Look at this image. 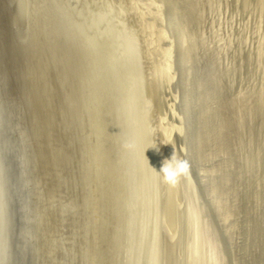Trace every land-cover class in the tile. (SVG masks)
<instances>
[{"label": "rangeland", "instance_id": "374dc122", "mask_svg": "<svg viewBox=\"0 0 264 264\" xmlns=\"http://www.w3.org/2000/svg\"><path fill=\"white\" fill-rule=\"evenodd\" d=\"M173 263L264 264V0H0V264Z\"/></svg>", "mask_w": 264, "mask_h": 264}, {"label": "clouds", "instance_id": "9594fccd", "mask_svg": "<svg viewBox=\"0 0 264 264\" xmlns=\"http://www.w3.org/2000/svg\"><path fill=\"white\" fill-rule=\"evenodd\" d=\"M189 169L188 160L176 156L175 151H173L170 158L164 159L158 172L162 174V179L166 184L174 187L179 178L188 174Z\"/></svg>", "mask_w": 264, "mask_h": 264}, {"label": "bare ground", "instance_id": "6f19581e", "mask_svg": "<svg viewBox=\"0 0 264 264\" xmlns=\"http://www.w3.org/2000/svg\"><path fill=\"white\" fill-rule=\"evenodd\" d=\"M186 1H187V0H186ZM195 1H196V0H195ZM76 3H77V2H76ZM102 3H103V2H102ZM79 4H80V3H79ZM110 4H111V3H110ZM112 6H113V5H112ZM185 7H186V6H185ZM106 9H107V8H106ZM104 11H105V10H104ZM104 11H103V12H104ZM94 12H95V11H94ZM94 12H93V13H94ZM99 12H100V11H99ZM89 13H90V12H89ZM196 33H197V32H196ZM133 36H134V35H133ZM136 54H137V53H136ZM129 55H130V54H129ZM203 74H204V73H203ZM205 77H206V76H205ZM211 95H212V93L209 94V97H210ZM201 102H202V105H203V106H206V107H208V105H206V103H210V102H208V100H206V99H202ZM141 104H142V102H141ZM224 105H225V104H224ZM148 106H150V105H148ZM198 108H200V107H198ZM198 108H197V109H198ZM202 108H203V107H202ZM148 109H149V108H148ZM203 109H204V112H202V117H203L202 119L204 120V123H208V122H210L211 119H213L212 117H214V115H216V114H214L213 116H211V115L213 114V112H212L213 110H211V108H210L211 111H210V110L207 111V110L205 109V107H204ZM200 111H201V110H200ZM211 112H212V113H211ZM210 113H211V115H210ZM226 116H227V115H226ZM223 117H224V116H223ZM213 120H214V119H213ZM204 123H203V124H204ZM225 123H226V122H225ZM210 125H211V123H210ZM206 126H207V125H205L204 128H205ZM208 128H210V127H208ZM198 129H199V128H198ZM206 129H207V128H206ZM207 130H209V129H207ZM196 131H197V130H196ZM217 131H218V130H217ZM198 132H199V131H198ZM203 133H204V132H203ZM206 133H207V131H206ZM204 134H205V133H204ZM224 134H225V133H224ZM199 135H200V134H199ZM222 135H223V134H222ZM220 136H221V135H220ZM204 137H205V136H204ZM206 137H207V136H206ZM208 138H209V137H208ZM217 138H218V137H217ZM223 138H224V135H223ZM210 139H211V138H210ZM221 139H222V138H221ZM212 141H213V140H212ZM221 141H222V140H221ZM227 141H228V140H227ZM206 142H207V141H206V138H204V143H203V144L206 145V144H207ZM209 144H210V143H209ZM202 146H203V145H202ZM230 146H231V145H230ZM199 148H200V147H199ZM200 152H201V151H200ZM222 163H223V162H222ZM234 166H237V165H234ZM239 170H240V169H239ZM241 170H242V169H241ZM216 172H217V169H216ZM219 172H220V171H219ZM235 172H238V171H235ZM239 172H240V171H239ZM241 173H242V172H241ZM213 175H214V174H213ZM242 175H243V174H242ZM218 176H219V175H218ZM222 177H225V176H222ZM222 177H220V178H222ZM239 177H240V176H239ZM222 179H226V178H222ZM227 179H228V178H227ZM236 179H237V178H236ZM223 181H224V180H223ZM223 183H225V181H224ZM230 183H231V182H230ZM225 184H226V183H225ZM237 185H238V184H237ZM229 187H230V186H229ZM170 190H171V189H170ZM172 190H173V189H172ZM224 190H225V189H224ZM227 190H228V189H227ZM222 191H223V188H222ZM222 191H221V192H222ZM215 193H216V192H215ZM222 193H223V192H222ZM225 193H226V192H225ZM172 194H173V193H172ZM174 194H175V193H174ZM223 194H224V193H223ZM223 194H222V195H223ZM176 195H177V194H176ZM172 196H173V195H172ZM217 196H219V195H217ZM212 197H213V196H212ZM218 198H219V197H218ZM220 198H221V197H220ZM215 199H216V198H215ZM222 199H223V198H222ZM233 201H234V200H233ZM221 205H222V204H221ZM216 206H217V204H216ZM228 208H229V207H228ZM223 209H224V208H223ZM229 209H230V208H229ZM225 210H226V208H225ZM181 212H182V211H181ZM176 213H177V212H176ZM236 215H237V214H236ZM170 217H171V214H170ZM167 233H168V232H167ZM175 233H176V232H175ZM174 236H175V235H174ZM235 236H236V235H235ZM235 236H234V237H235ZM171 243H172V242H171ZM186 243H188V242H186ZM179 244H180V243H179ZM167 246H168V245H167ZM176 246H177V245H176ZM178 246H179V245H178ZM178 246H177V247H178ZM166 248H167V247H166ZM188 254H189V253H188ZM118 255H120V253H119ZM169 255H170V254H169ZM173 255H174V253H173ZM178 255H179V254H178ZM173 259H174V258H173ZM169 260H171V259H169ZM223 260H224V259H223ZM235 263H236V262H235ZM173 264H174V263H173ZM176 264H177V263H176Z\"/></svg>", "mask_w": 264, "mask_h": 264}]
</instances>
